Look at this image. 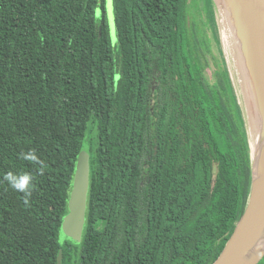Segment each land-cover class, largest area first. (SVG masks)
Masks as SVG:
<instances>
[{
    "label": "trees",
    "instance_id": "trees-1",
    "mask_svg": "<svg viewBox=\"0 0 264 264\" xmlns=\"http://www.w3.org/2000/svg\"><path fill=\"white\" fill-rule=\"evenodd\" d=\"M113 7L116 59L104 0H0V264H212L244 210L250 150L210 0L212 81L189 0ZM84 148L82 238L60 242ZM8 172L33 176L27 205Z\"/></svg>",
    "mask_w": 264,
    "mask_h": 264
},
{
    "label": "water",
    "instance_id": "water-1",
    "mask_svg": "<svg viewBox=\"0 0 264 264\" xmlns=\"http://www.w3.org/2000/svg\"><path fill=\"white\" fill-rule=\"evenodd\" d=\"M210 3L239 98L251 160L244 210L212 264H258L264 258V242L261 247L256 246L264 232V0H210ZM254 125L258 127L257 142L252 137ZM89 180V155L83 150L76 163L60 242L70 240L79 244L81 241ZM61 261L59 252L57 264Z\"/></svg>",
    "mask_w": 264,
    "mask_h": 264
},
{
    "label": "rangeland",
    "instance_id": "rangeland-1",
    "mask_svg": "<svg viewBox=\"0 0 264 264\" xmlns=\"http://www.w3.org/2000/svg\"><path fill=\"white\" fill-rule=\"evenodd\" d=\"M189 5L191 7L190 11H191L192 21L196 22L197 26L202 30L204 36L210 40L211 53L208 52L206 54L207 58L209 59V65L205 68V73H206L207 79L209 81H212L213 72L215 71V64H214L215 60L213 57L216 56L217 61H219L220 59L218 58L219 56L217 54V44L213 40L212 27L209 23L208 0H189ZM104 7H105L104 17H105V23L108 29V37L110 40V46H111L114 59H116L118 44H117V30H116V25H115L113 0H104ZM95 17L98 19L102 17V11L100 8L96 9ZM220 55H221V58H223V60L225 61L226 59L224 57L223 50H222V54L220 53ZM231 57L229 56L228 58L230 59ZM231 75H232V72H231ZM84 150L87 151L85 148ZM59 241H60V235H59Z\"/></svg>",
    "mask_w": 264,
    "mask_h": 264
},
{
    "label": "clouds",
    "instance_id": "clouds-1",
    "mask_svg": "<svg viewBox=\"0 0 264 264\" xmlns=\"http://www.w3.org/2000/svg\"><path fill=\"white\" fill-rule=\"evenodd\" d=\"M20 158L40 165L41 170H43V168L45 167L44 162L37 157L34 149L29 150V152L26 154L21 153ZM32 180H33V176L30 173L8 172L4 174L2 182H7V185L12 190L22 193L23 201L27 205L32 195V190H33Z\"/></svg>",
    "mask_w": 264,
    "mask_h": 264
},
{
    "label": "bare ground",
    "instance_id": "bare-ground-1",
    "mask_svg": "<svg viewBox=\"0 0 264 264\" xmlns=\"http://www.w3.org/2000/svg\"><path fill=\"white\" fill-rule=\"evenodd\" d=\"M253 127V134H252V137L254 138V141L255 142H257V137H258V133H257V128L258 127H256V125H254V126H252ZM263 242H264V232H263V234H262V236L260 237V239H259V241H258V243H257V248H259V247H261L262 246V244H263Z\"/></svg>",
    "mask_w": 264,
    "mask_h": 264
}]
</instances>
